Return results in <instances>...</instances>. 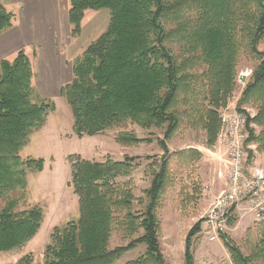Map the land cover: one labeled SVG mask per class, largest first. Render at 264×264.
Returning a JSON list of instances; mask_svg holds the SVG:
<instances>
[{"label": "trees", "instance_id": "obj_1", "mask_svg": "<svg viewBox=\"0 0 264 264\" xmlns=\"http://www.w3.org/2000/svg\"><path fill=\"white\" fill-rule=\"evenodd\" d=\"M108 9L107 28L73 64L74 78L61 87L79 138L121 129L117 142L135 145L129 124L163 132L165 155L145 197H137L130 177L141 166L136 157L103 160L70 154L69 185L79 199V217L54 228L43 264H115L139 245L145 250L125 264H168L160 243L157 209L174 185L170 156L180 163L202 157L198 149L170 152L166 142L186 128L201 129L212 147L221 127V110L236 86L238 66L246 57L258 64L238 103L252 105L247 142L264 150V0H70L71 35L78 37L88 10ZM16 14L0 3V35ZM32 61L25 49L0 60V253L23 247L39 232L44 211L26 206L28 172H42L44 158L21 156L30 136L46 123L55 102L33 85ZM261 130L257 134L251 123ZM252 154V151H251ZM25 205V206H24ZM236 217L230 220V226ZM186 240V263L194 264L192 237ZM247 234L249 253L223 237L231 261L264 264V221ZM118 232L126 244L111 247ZM16 264H36L31 255Z\"/></svg>", "mask_w": 264, "mask_h": 264}, {"label": "rangeland", "instance_id": "obj_2", "mask_svg": "<svg viewBox=\"0 0 264 264\" xmlns=\"http://www.w3.org/2000/svg\"><path fill=\"white\" fill-rule=\"evenodd\" d=\"M14 13L17 14L16 11ZM109 20L110 12L108 9L88 10L83 21V32L78 37H73L71 45H61L62 42L65 43L66 41L64 35L59 39L61 42H58V45H53L58 51L60 50L59 47H64H61V51L67 58L66 65L70 70V76H72L71 80L68 79L69 81L61 83L57 81L55 87H53L52 82L48 81V76L44 73L45 65L49 61H43L39 53L36 57L38 49L28 53L25 46L20 48L26 50L32 61L35 74L33 77L34 87L43 97L50 98L55 102V110L50 112L45 125L31 134L29 144L21 151L23 158L41 157L45 159V168L42 172H28V199L26 204L28 207L39 205L43 208L42 226L37 235L23 247L1 252L0 264H16L27 255L33 257L34 263L43 264L45 249L51 241L54 228L63 226L68 221L79 217V199L74 193L73 187L69 185L71 167L68 156L70 154L76 153L86 159L94 160H103L107 156L117 160H123L127 156L136 157L141 166L127 178L133 181L134 193L137 197L146 198L145 190L151 186L153 181L152 165L154 162L156 163L155 169H159L162 157L165 155L158 141V139L164 138L163 132L157 129H145L138 124H129L127 130L134 131L139 138L152 139L151 142H142L130 146L117 142V134L121 131L120 128L79 138L73 130L71 107L66 99L60 95L61 87L74 78L73 64L75 60L107 28ZM36 46L39 45H35L34 48H38ZM20 49L13 52L9 57L0 55V60L13 59ZM260 49L264 50V43L260 44ZM257 64L256 61L244 57L238 66V73L246 69L255 71ZM52 72L54 76L58 77V68ZM234 91L227 104L231 105L230 109L238 108L239 100L237 99L240 98L241 90L235 88ZM232 102L235 103L231 104ZM243 106L253 108L257 114V109L252 105L244 104ZM250 127L255 128L257 134L261 130L256 124ZM251 143L255 144V148L250 150L252 151L250 154L252 163L264 168V150L259 147L258 143ZM166 144L172 153L190 148L198 149L202 153V157L193 162L184 159L180 163L175 154L170 156L169 166L175 178L174 185L167 188V192L157 209L161 224L159 238L167 263L185 264L186 240L189 232L201 220L215 197L225 188L224 177L219 176V168L224 163L225 155L223 158L221 157L224 150L220 151L218 141L212 147H208L206 134L201 129L186 128L179 131ZM234 220L227 232V237L240 245L245 253H249L247 234L249 230L256 232L260 222L254 221L250 215L241 219L239 214ZM192 242L194 264H226L231 261L230 253L223 239L211 242L206 239V236L197 232L192 237ZM126 243L127 241L118 232L113 233L111 247ZM144 250L145 245H139L134 250L127 252L115 264H125L128 260L138 257Z\"/></svg>", "mask_w": 264, "mask_h": 264}, {"label": "built area", "instance_id": "obj_3", "mask_svg": "<svg viewBox=\"0 0 264 264\" xmlns=\"http://www.w3.org/2000/svg\"><path fill=\"white\" fill-rule=\"evenodd\" d=\"M253 74V69L238 73L235 88L241 90L240 98ZM230 108L231 105H227L221 110V127L217 139L220 151L224 150L220 155L222 158L225 155L224 163L219 168L225 188L201 218L199 231L211 242L221 241L227 235L230 220L237 214L241 219L250 215L256 222L264 221V168L252 163L250 150L255 148V144L247 142L250 133L248 118H253L256 113L250 107ZM250 126L255 124L252 122Z\"/></svg>", "mask_w": 264, "mask_h": 264}, {"label": "crops", "instance_id": "obj_4", "mask_svg": "<svg viewBox=\"0 0 264 264\" xmlns=\"http://www.w3.org/2000/svg\"><path fill=\"white\" fill-rule=\"evenodd\" d=\"M0 3L17 13L14 25L0 35V55L9 57L24 46L28 53L38 49L36 57L40 54L43 61H49L45 65L44 73L48 76V81L53 83V87L57 81L61 83L71 80L72 76L66 65L67 58L61 51L63 46L59 47V51L53 46L61 42L59 39L62 35L66 41L61 45H71L73 36L69 20L70 0H0ZM86 15L87 11L85 17ZM35 45H39L36 46L38 48H34ZM56 68L58 77L52 72Z\"/></svg>", "mask_w": 264, "mask_h": 264}]
</instances>
